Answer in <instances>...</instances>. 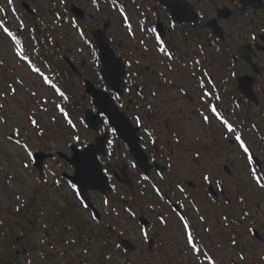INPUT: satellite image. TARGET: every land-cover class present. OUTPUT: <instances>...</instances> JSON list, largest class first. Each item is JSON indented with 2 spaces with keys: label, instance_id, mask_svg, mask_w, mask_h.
<instances>
[{
  "label": "flooded vegetation",
  "instance_id": "af4514ba",
  "mask_svg": "<svg viewBox=\"0 0 264 264\" xmlns=\"http://www.w3.org/2000/svg\"><path fill=\"white\" fill-rule=\"evenodd\" d=\"M174 5L177 19L169 10L168 0H82L81 4L85 21L94 14L117 13V18H122L120 28L125 24V16L131 25L130 52L140 90L135 92L134 99L123 101L119 109L139 129L143 151L151 164L165 168L161 179L171 184L182 176H190V181L197 183L201 161L206 162L207 172L214 178L213 160L232 165L239 156L246 160L234 137L224 138L218 121L203 123L202 115L208 112L207 98H201L202 89L198 86L200 79L220 97H213L211 103L233 123L252 156L264 162V0H176ZM159 22L163 38L156 28ZM100 25L101 21H97L85 28L99 29ZM157 36L173 54V60L157 51ZM195 60L200 64L194 65ZM193 68L195 77L190 75ZM153 92L157 95L153 96ZM137 116L141 118L140 124L135 120ZM93 133L94 142L109 134V152L107 157L100 158L104 172L110 170L115 175L116 170L125 168L123 172L135 190L134 180L143 175L109 121ZM198 152L204 160L197 163ZM156 173L154 168L150 177ZM116 189L112 188L106 197L99 192V208L108 212L110 218L118 215V199L112 198Z\"/></svg>",
  "mask_w": 264,
  "mask_h": 264
},
{
  "label": "rangeland",
  "instance_id": "374dc122",
  "mask_svg": "<svg viewBox=\"0 0 264 264\" xmlns=\"http://www.w3.org/2000/svg\"><path fill=\"white\" fill-rule=\"evenodd\" d=\"M40 3L45 5L47 0H40ZM8 14H11V12H7V6L0 3V23H4L2 17ZM12 23L14 27L18 26L16 20H13ZM114 31L111 30L113 35ZM121 38L123 36H117V41L121 40ZM76 39L75 41L81 44L80 38L76 37ZM9 42L10 40L5 35L0 34V101L4 105L0 109V118L4 121L0 122V205L5 209L9 207L20 209V207L27 203L29 204L37 185H42L43 181L39 183L41 180H39L38 175L32 169L31 160L23 145L16 143L18 137L23 138L28 148H31V151H34L33 149L36 151L47 149L48 152L56 150L69 154L70 144L78 143L85 145L88 142H93L94 134L87 129L84 115L74 119L75 128L72 130L65 125L59 127L57 120L62 121L65 118L57 111L56 105H61L64 98L58 96L50 84H45L42 76L31 71L29 65L17 56V53L12 49ZM83 46L85 44L65 47L67 55L69 57L72 56V60L79 68H81L82 61L93 63L94 60L91 54L84 52ZM42 73L43 76L48 77L46 70ZM10 76L13 79L12 82H10ZM11 88L16 89L15 94L11 92ZM78 88V94L85 102V109L90 108L91 99L84 93L83 83L82 85L78 83ZM33 92L36 93V96L31 95ZM29 117L36 118L38 126H43L45 129L44 135L46 137L49 136V138L38 139L35 136L34 133L37 129H34L31 125ZM51 128L54 131H50L49 129ZM15 129H19L18 135H15ZM10 136H12V139H9ZM74 137H79V141L74 139ZM24 164H28V167L24 168ZM242 167V162H239L235 166L236 174L228 179L232 190L238 187V178L240 176L238 170ZM47 168L48 170L43 175V178L45 182L49 180L50 183L54 181L53 176L61 174L66 169L60 160H52V162L48 163ZM200 170H205V167ZM199 173L197 185L200 198L198 204L203 210L208 211L210 203L202 190L204 184L200 182L202 178L201 172ZM65 191L64 188L60 191L50 190V193L46 192L36 200L38 212L41 214L43 222L52 219L55 211L64 207L65 202L63 197L65 196ZM17 196L20 197L19 200L16 199ZM154 200L150 199L149 201L154 202ZM79 212L81 213V218L87 220L88 223L91 222L86 218L85 212L81 210ZM254 213L258 217L259 222L261 216H259L258 209H255ZM6 218V215L0 214V223L6 220ZM193 218V223L196 224L197 229L202 227V236L204 241H206V248L212 254L215 263L242 264L235 252L229 249L228 245H223L224 240L217 235L221 230V227L217 225V219L212 218L211 214L207 216L210 220L208 221V226L212 229L209 235L204 229L203 220L200 219L199 221L194 213ZM32 226L31 240L22 244L10 243L9 245L6 243L5 236H0V254L5 255L11 253L12 250H17L20 252L23 264H68V262H72L73 264H96L97 260L101 258L102 248L97 245V241L95 242L93 239L88 238V236L86 237L88 240L75 250V248L69 247L67 243L56 242L55 234L46 233L44 225L41 226L36 223ZM134 226L136 229V224ZM91 228L95 230V227L92 225ZM45 234H47L48 238H45ZM176 236L178 237L177 234ZM108 242L111 247L115 246L114 240H109ZM111 256L114 261L112 264H122L116 251H112ZM189 264H209V262L195 263L192 260Z\"/></svg>",
  "mask_w": 264,
  "mask_h": 264
},
{
  "label": "snow or ice",
  "instance_id": "6c2138e0",
  "mask_svg": "<svg viewBox=\"0 0 264 264\" xmlns=\"http://www.w3.org/2000/svg\"><path fill=\"white\" fill-rule=\"evenodd\" d=\"M12 0H9V3H11ZM93 2L95 3V0H93ZM125 19V23L128 24V19L127 17L125 16L124 17ZM128 28H129V31H131V25L128 24ZM5 32L8 33V35H11V32L7 29V27H4L3 29ZM152 32H155L156 30L155 29H151ZM156 42H157V45H158V48H157V51L159 53H162L164 55V57L167 58V60L171 61L173 60V54L168 51V49L166 48L164 42L160 39L159 36L156 37ZM17 43H19L17 41ZM17 55H19L21 57V59L23 60H27L28 57L26 55H24L23 51L22 50H18L17 52ZM200 64V61L198 60H195L194 61V65H199ZM169 70H172V66L169 65ZM29 68L31 69L32 72H35L37 73L38 75L42 76L43 77V82L45 84H50L51 87L55 90V93L64 98V99H67V97L65 96V93L62 92L58 87H56V85L54 84H51L49 78L47 76H43V73H41L40 69L38 67H35L33 66L31 63H29ZM190 75L195 77L196 76V70L195 68H193V70L190 72ZM202 76H207V73H201ZM233 75H235L233 73ZM167 83H171V81H166ZM22 83V82H21ZM208 83L211 84L212 81L211 79L209 78L208 79ZM198 86L202 89V99L204 98H207V105H206V111L208 112L207 115H202V120H203V123L204 124H211L212 120L215 119L216 121L219 122V124L222 126L223 128V133L222 135L224 136V138L226 139H231L234 137L235 139V142L238 144L239 148L243 149V152L246 154V160H247V163L249 165H251L253 163V156L252 154L249 152V149L248 147H246L245 145V142L244 140L242 139V137L240 135L237 134V129L234 127L233 123H230L229 122V119H227L224 115L221 114V112L218 110V106L215 105V104H212L211 103V99L214 97L215 99H220L219 96H216L215 93L213 91H211L210 89L206 88V85H205V81L204 80H200L198 79ZM181 91H183V89H181ZM11 92L13 94H15L16 92V89L15 88H11ZM32 96H36V93L33 92L31 93ZM153 96H156L157 93L156 92H153L152 93ZM4 107L3 104H0V109H2ZM57 109L64 115V118L67 120V123L72 127V128H75V124H73L72 120L68 118V113L65 112L64 108L61 107L59 104L56 105ZM152 108V105H149V110H151ZM29 120H30V123L33 127H38V124H37V121L36 119L32 118V117H29ZM135 120L138 124L141 123V118L139 116L135 117ZM0 122H4L2 121V118H0ZM104 123H107V121H104ZM19 134V129H15V135H18ZM42 134V133H41ZM9 139H12V136L9 137ZM74 139H76L77 141H79V137H74ZM17 144L20 143L19 140L16 141ZM153 144H155V140L152 141ZM176 143L179 144L180 143V138L179 136L176 137ZM24 149L26 150L27 152V155L29 158H31L33 156V153L32 151L28 148V145L25 144L23 145ZM199 153H196V161L197 163L199 162ZM135 166V165H133ZM24 168H27L28 167V164H24L23 165ZM169 167H171V165H169ZM260 171L264 172V169H260ZM250 176L251 178L254 180L255 184L261 188V189H264V183L261 182V178L260 176L257 174V168L255 167H251L250 168ZM144 180H148L149 177L148 176H144L143 177ZM203 179L205 181H209L210 177L208 175H204L203 176ZM56 184H59V181H56L55 182ZM70 187L73 189V191L75 192L77 198L80 200L81 204L83 205V207L87 208V205L83 203V198H81L80 196V192L79 190L77 189V185L76 184H70ZM157 191H159L157 189ZM17 200L20 199L19 196L16 197ZM243 200V198H241ZM108 201H105V204H107ZM16 211H19V208L16 209ZM128 211L131 212V209H129ZM134 215V213H132ZM245 216L248 215L247 212L244 213ZM97 217L95 215L92 216V219L95 220ZM181 221H183L182 223V229L185 233V244L186 246L189 247V250L193 253H196V254H204L206 255V253H202V250L197 246L196 244V237L193 233V231L190 229V225L187 223V221L184 220V218L181 216L180 217ZM201 220L204 219V217H200ZM225 220L228 219L227 216L224 217ZM161 222H164L163 221V218L161 217ZM249 232H251L252 230L251 229H248ZM144 236L145 238H147V233H144ZM72 243H75V241H72ZM232 245L235 246L237 244V239L235 237H233L232 241H231ZM209 264H215V261L209 257ZM240 259L243 260L244 257L243 255L240 256Z\"/></svg>",
  "mask_w": 264,
  "mask_h": 264
},
{
  "label": "water",
  "instance_id": "95a60500",
  "mask_svg": "<svg viewBox=\"0 0 264 264\" xmlns=\"http://www.w3.org/2000/svg\"><path fill=\"white\" fill-rule=\"evenodd\" d=\"M99 47L101 49V56H102V61H103V64H104V73H105V70H106V62L109 61V59L111 58V53L108 51V47H107V42H103V43H99ZM105 76V74H104ZM88 121L90 122V126L91 128H93V121H92V117L90 115H88ZM91 149H87L85 150V152H89ZM84 152V153H85Z\"/></svg>",
  "mask_w": 264,
  "mask_h": 264
},
{
  "label": "trees",
  "instance_id": "16d2710c",
  "mask_svg": "<svg viewBox=\"0 0 264 264\" xmlns=\"http://www.w3.org/2000/svg\"><path fill=\"white\" fill-rule=\"evenodd\" d=\"M14 262H16V261L11 260V262H10V260H8V259H6V258H3V257L0 255V264H13Z\"/></svg>",
  "mask_w": 264,
  "mask_h": 264
}]
</instances>
